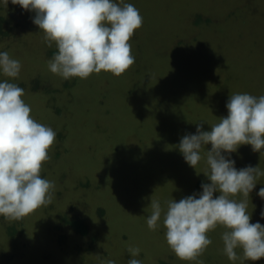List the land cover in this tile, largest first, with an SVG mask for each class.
Instances as JSON below:
<instances>
[{
	"label": "rangeland",
	"instance_id": "1",
	"mask_svg": "<svg viewBox=\"0 0 264 264\" xmlns=\"http://www.w3.org/2000/svg\"><path fill=\"white\" fill-rule=\"evenodd\" d=\"M126 2L139 10L143 24L129 41L135 63L124 74L117 77L101 71L87 79L72 77L65 83L61 76L50 72L48 60L37 65L45 73L46 84L55 85L54 90L40 91L30 86L23 99L31 106V115L37 122H52L66 134L59 140L63 152L51 161L54 171L50 173L55 186L67 191L64 197L80 190L87 178L94 182L96 196L90 198L93 203L85 201L68 211L73 216L81 215L82 222L90 219L89 224L94 223L100 235L92 226L90 231L97 238L110 237V240L85 252L94 253L100 260L110 256L116 264L118 256L127 259L126 264L131 258L140 259L142 264H197L180 260L170 249L163 213L160 227L155 231L148 228L151 200H160L166 210L165 201L174 198L178 202L201 192L196 183H210L205 176L208 172L205 159L196 169L189 166L178 149L180 139L185 134H195L198 124L203 125L202 130L210 131L221 117L227 116L226 102L231 95L245 92L257 97L264 95V28L259 30L249 19L258 22V17L264 22V0ZM37 33L38 38L43 37L42 31ZM258 40H262L261 44ZM34 41L31 37V42ZM14 47L10 49L13 55L25 52L17 44ZM104 90L108 93L106 102L101 98ZM66 92L73 96L70 102L53 96ZM55 105L62 115H52ZM210 149V144L202 149V157ZM231 158L237 169L248 165L264 169V151L253 152L250 145H241L231 153ZM99 180L101 187L96 188ZM257 183L246 198L247 211L251 223L259 221L264 225L260 216L264 199L257 195L259 188L264 187V176ZM218 195L214 193V197ZM231 198L238 202L245 199L242 194ZM59 201V197L54 198L55 203ZM97 204L107 208L103 218L86 216L98 214L97 206L101 205ZM58 206L41 207L29 215L31 242V237L42 233L43 237L48 236L51 231L48 223L56 221L60 211H66ZM5 227H0V259L9 258L3 256L1 248L9 251L11 237H16L10 234L13 226L8 231ZM223 232V227L218 226L208 236ZM209 238L212 244L198 258L204 264H241L224 254L221 237ZM55 240L56 237L52 241ZM86 242H80L84 249ZM22 244L20 248L24 247ZM130 247H138L140 254L126 255ZM236 251L243 255L241 249ZM46 255L49 258L46 264H51V256ZM17 259L19 264H42L32 246ZM66 261L71 264L69 257L63 259ZM243 264H264V258Z\"/></svg>",
	"mask_w": 264,
	"mask_h": 264
},
{
	"label": "clouds",
	"instance_id": "2",
	"mask_svg": "<svg viewBox=\"0 0 264 264\" xmlns=\"http://www.w3.org/2000/svg\"><path fill=\"white\" fill-rule=\"evenodd\" d=\"M34 12L32 22L43 32L48 47L53 42L57 52L48 61L51 73L64 80L87 79L101 71L121 76L134 63L129 43L143 17L126 0H0V8L8 4ZM22 64L8 51H0V217L20 221L41 207L51 205L55 185L41 176L42 164L50 160L57 132L37 122L32 109L23 99L25 89L9 82L20 76ZM227 116L204 131L198 124L195 134H185L178 149L185 162L196 169L205 159L210 183L201 184L202 191L164 202L151 200L152 213L147 218L150 230H157L163 213L166 241L183 261H196L212 244L208 233L222 226L223 252L229 260L257 261L264 258V225L251 223L247 199L264 176L259 165L237 169L231 153L241 145H250L253 152L264 151V95L236 93L226 102ZM202 157L201 151L207 145ZM219 193L214 197V193ZM242 194L241 201L231 197ZM257 195L264 199V187ZM89 214L86 213V216ZM264 219V210L260 213ZM241 249L243 255L237 253ZM132 257L140 249L130 247ZM102 264H116L105 259ZM128 264H142L131 258Z\"/></svg>",
	"mask_w": 264,
	"mask_h": 264
},
{
	"label": "trees",
	"instance_id": "3",
	"mask_svg": "<svg viewBox=\"0 0 264 264\" xmlns=\"http://www.w3.org/2000/svg\"><path fill=\"white\" fill-rule=\"evenodd\" d=\"M34 16V12L22 10L18 5L11 4L9 8H0V51H8L11 57L19 59L22 64L20 76L14 80H9V82L16 83L18 84V86L24 88L25 93L26 91H28L27 89L30 86H32V88H34L35 90L37 89L40 91H50L51 89L54 90L55 87V85H52L51 83L46 84V79L44 77L45 73L43 72V70H39V68H42L38 65L42 62L48 61L53 56V54L57 52V48L54 42L51 47H48L46 42H44L42 36L38 38L39 35L37 31L41 30L37 25L32 22V17ZM249 19L254 22V26H257L259 30L260 28H264L263 20L259 19L258 17V22L256 21V19ZM28 34H30L31 36ZM31 37L35 39L33 43L31 42ZM261 41L262 40H258L257 43L261 44ZM15 44L19 45L18 48H23L25 52H21L20 54H18L19 56L16 54H11L10 49H12V47L15 48ZM21 54L23 56H21ZM37 63L39 64L37 65ZM6 79L9 78L0 74V80ZM68 82L69 81H66L65 83ZM107 94L108 93L105 90L101 93V98L103 99L102 102H106ZM59 95L60 96H57L56 94L53 96L56 98V100L57 98H59L62 101L66 102H70L73 99V96H70L68 92L64 93V95L62 96L61 94ZM55 104L57 103L55 102ZM51 113L52 115H62L61 109H59V106L57 105L52 108ZM40 123L51 127L54 131L57 132L56 140L52 148H50L49 150V156H52V158H50V160L48 161H45L42 164L41 169V176L54 183L55 180L50 174L54 171L52 170L51 161L62 154L63 149L59 140H63L66 137V134H64L63 130L59 129L58 126L56 124H53L52 122L42 121ZM65 130H67V127L65 128ZM64 145H66V143H63V146ZM165 172L166 174H169L167 169L165 170ZM165 176V178L170 179L169 175V177L167 175ZM196 185L200 187L201 183H196ZM92 186L94 187V182L90 178H87L85 185H81L82 188L80 190H76L75 193H71L67 197H64V194L67 192L64 187L60 186L59 188H57L55 186L52 203L46 208L48 209L50 206L56 208L55 205H59L58 207L66 211H60L58 214V219L56 221L53 220L52 222L50 221L48 223L49 229H51V231H49L47 237H43L42 233V236L35 238L31 237L33 240L31 242L28 236V234L30 233V224L28 223L29 215L24 217L20 221L5 220L3 217H0V227L6 226L8 228V231L10 227L13 226L12 233L10 234L12 236H16L11 237V246L9 248V251H4V248H1L3 256L8 255L9 258L0 259V264H5L6 261L8 264H19L17 256L21 257L22 255H24L26 248L31 246L32 248L36 249L37 257H39V260H41L42 264H46L49 260V258L47 259L46 254L51 256V264H68V261L63 262V259L65 257L70 258L71 264H92L91 262L102 263V261L105 259H111L110 256H107L102 257V259L100 260V258H96L97 255H95L94 253H88L87 251L85 252V250L88 249L94 250L100 242L110 240V237L99 236L101 238H97V236L92 233L93 231H90V226L94 227V229L96 228L94 223L91 222L92 225L89 224L90 219L86 218L87 222L86 220L82 222L84 218L81 217V215L73 216L70 215L71 212L68 211L70 209L75 210L76 205H78L79 203H84L85 201H87L88 204L93 203L92 201H90V198H94V196L96 195L93 192ZM100 187L101 186L99 180V184L96 188ZM60 190H62L63 192H61ZM55 197L60 198V201L58 203L54 202ZM122 203L127 204V202L124 201ZM97 205H101L97 206L98 214L95 215L94 213H92L91 215H88V217L92 216L98 217L100 219L103 218V216L106 214L107 208L106 206H104V204ZM56 211L58 212L59 210ZM223 229L224 231L226 230L225 228ZM72 232L77 233V235H72ZM95 232L100 235L99 230L97 228L95 229ZM215 235H217V237L222 236V234H211V236L209 237H213ZM55 237L56 240L52 241ZM82 240H87V242L85 243V247H87V249H84L83 246L80 244ZM20 244H22L24 247L20 248ZM39 246H42L43 248H40ZM129 254L130 253L126 255ZM116 259L118 260V264H126L127 259H124L121 256L116 257Z\"/></svg>",
	"mask_w": 264,
	"mask_h": 264
}]
</instances>
